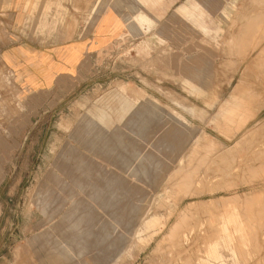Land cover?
<instances>
[{"label":"rangeland","instance_id":"1","mask_svg":"<svg viewBox=\"0 0 264 264\" xmlns=\"http://www.w3.org/2000/svg\"><path fill=\"white\" fill-rule=\"evenodd\" d=\"M25 10L85 49L52 92L0 68V264H264V0Z\"/></svg>","mask_w":264,"mask_h":264},{"label":"crops","instance_id":"2","mask_svg":"<svg viewBox=\"0 0 264 264\" xmlns=\"http://www.w3.org/2000/svg\"><path fill=\"white\" fill-rule=\"evenodd\" d=\"M28 3L29 0H21L20 7H15L16 2L5 3L4 13L10 22L5 32L0 30V68L14 72L18 86L31 93L62 89L61 81L69 82L75 77L85 48L79 42L52 45L38 42L33 31L36 24L33 28L28 25L30 14L25 10ZM2 6L1 1L0 12ZM136 19L151 22L144 13H139Z\"/></svg>","mask_w":264,"mask_h":264},{"label":"bare ground","instance_id":"3","mask_svg":"<svg viewBox=\"0 0 264 264\" xmlns=\"http://www.w3.org/2000/svg\"><path fill=\"white\" fill-rule=\"evenodd\" d=\"M263 64V63H262ZM263 80V79H262ZM259 83V82H258ZM235 104H237V103H235ZM238 105V104H237ZM202 161V160H201ZM262 171V170H261ZM184 173V172H183ZM188 173V172H187ZM182 178H184V177H182ZM179 180V179H178ZM189 181H187V183H188ZM191 183V182H190ZM193 188H194V186H193ZM185 190V189H184ZM187 191V190H186ZM199 205V204H198ZM199 207V206H198ZM229 209V208H228ZM189 217V216H188ZM186 220V219H185ZM181 223V222H180ZM183 224V223H182ZM179 225H181V224H179ZM176 227V226H175ZM174 227V228H175ZM191 227V226H190ZM188 228V227H187ZM189 230H190V228H189ZM219 230H220V228H219ZM177 231V230H176ZM187 236V235H186ZM181 237V236H180ZM169 241V240H168ZM170 243V242H169ZM179 243V242H178ZM217 244V243H216ZM165 249V248H164ZM170 262V261H169Z\"/></svg>","mask_w":264,"mask_h":264}]
</instances>
